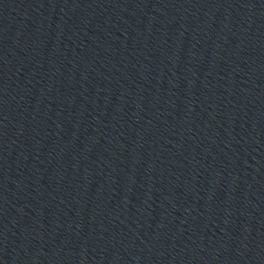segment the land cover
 I'll use <instances>...</instances> for the list:
<instances>
[{"label": "water", "instance_id": "obj_1", "mask_svg": "<svg viewBox=\"0 0 264 264\" xmlns=\"http://www.w3.org/2000/svg\"><path fill=\"white\" fill-rule=\"evenodd\" d=\"M154 0H0V257Z\"/></svg>", "mask_w": 264, "mask_h": 264}]
</instances>
